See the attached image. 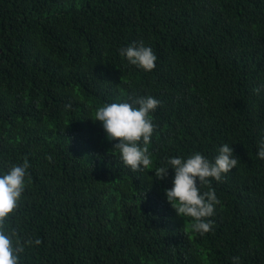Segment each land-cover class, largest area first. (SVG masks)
Returning a JSON list of instances; mask_svg holds the SVG:
<instances>
[{
	"label": "trees",
	"instance_id": "1",
	"mask_svg": "<svg viewBox=\"0 0 264 264\" xmlns=\"http://www.w3.org/2000/svg\"><path fill=\"white\" fill-rule=\"evenodd\" d=\"M141 42L151 71L120 54ZM142 96L160 103L133 171L94 120ZM262 141L264 0H0V175L30 165L7 223L41 240L19 264H264ZM223 144L239 162L199 185L220 201L201 235L154 172Z\"/></svg>",
	"mask_w": 264,
	"mask_h": 264
},
{
	"label": "clouds",
	"instance_id": "2",
	"mask_svg": "<svg viewBox=\"0 0 264 264\" xmlns=\"http://www.w3.org/2000/svg\"><path fill=\"white\" fill-rule=\"evenodd\" d=\"M127 61L151 71L157 59L151 47L141 42L119 50ZM159 101L151 96L138 97L129 102H112L99 107L95 120L100 121L109 141H118L113 145L119 151L123 163L133 171H144L152 164L148 144L155 130L150 113L154 112ZM143 146H141V143ZM257 157L264 160V141L257 152ZM51 160V157H48ZM239 158L233 154V148L223 144L218 149L214 162L199 152L188 158H170L166 165L155 170V179L163 180L168 169L174 170L171 189H165L167 202L170 203L178 217H190L194 231L201 235L211 231L215 206L220 203L215 191L201 194L199 185H208L209 179L222 181L223 174L236 168ZM30 167L27 160L21 165H13L6 174L0 175V264H19V254L24 252V245L41 243L26 240L23 243L15 228L8 225L9 217L17 210L22 193L25 190V179ZM239 257H233V264H238Z\"/></svg>",
	"mask_w": 264,
	"mask_h": 264
}]
</instances>
